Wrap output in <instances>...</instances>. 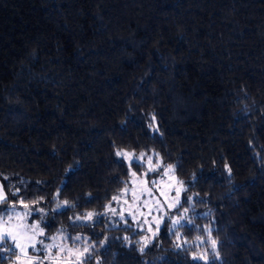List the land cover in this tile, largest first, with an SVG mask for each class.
Returning <instances> with one entry per match:
<instances>
[{"label": "trees", "instance_id": "1", "mask_svg": "<svg viewBox=\"0 0 264 264\" xmlns=\"http://www.w3.org/2000/svg\"><path fill=\"white\" fill-rule=\"evenodd\" d=\"M118 150L159 154L187 188L143 253L154 223L105 209L148 168ZM0 184L48 236L95 245L87 264H264V0H0Z\"/></svg>", "mask_w": 264, "mask_h": 264}, {"label": "snow or ice", "instance_id": "2", "mask_svg": "<svg viewBox=\"0 0 264 264\" xmlns=\"http://www.w3.org/2000/svg\"><path fill=\"white\" fill-rule=\"evenodd\" d=\"M156 117H152V121L155 122ZM150 128H153L155 131H159V128L154 125V123H151L149 125ZM115 155L117 157H121L124 160H128L129 166L133 163L137 164L138 166H143L140 164V161L145 157V153H140L139 156H136L134 153L131 152H125L123 150H118ZM157 161L154 164L153 163V158L151 156L147 157V172L144 173V176H147L148 172H157L158 174L160 173L161 169H163V175L170 177V179L175 180V184H169L167 187L174 189L175 191V196L170 198L167 203L169 208H178L181 206V194L183 192L187 191V188L185 187V182L182 180H179L178 178L175 177V171H176V166L169 164V165H164L162 159H159V154H157ZM231 174V169L225 166ZM131 175L135 177L137 174L136 172H132ZM141 184L144 185V187L141 189V192H147L149 195H151L152 189L148 187V181L147 180H142L140 181ZM153 184L156 182L153 181ZM176 185H179L178 187ZM4 185L0 184V204H6L8 202V195L4 191ZM129 189L127 187L122 189V194H127ZM17 192H19V189L16 190V192H13L12 195L16 196ZM161 195L167 196L168 193L163 191L161 189ZM59 196V192H57V197ZM132 196L134 200L139 199V197L136 195V191H132ZM189 200H191V197H188ZM120 196H113L111 197V201H119ZM25 208H28L29 205L25 204L23 200L19 201ZM38 202V201H37ZM155 205L157 207V210H160V201H156ZM69 201L65 200L62 201L61 203L57 204V209H60L61 207H70ZM13 208H15V205H12ZM105 209L107 212H111L113 215H120L121 219H123V213H117L116 209L112 208L111 202L105 205ZM35 210V209H32ZM40 211H43L41 209ZM189 209L184 208V215H180L174 219H171L167 226L168 230L173 233V235L176 236V247L181 248L184 246V244L187 243V241H184L182 239V236L179 233V229L184 226V221L186 220V214L188 213ZM151 212V209H149V213ZM106 213H99V212H94V211H89L84 213L82 216H77V220H82L85 223L88 222H93L96 217L105 215ZM131 214V213H130ZM28 213L26 212L23 217H19L21 220V223L16 224L13 228H9L6 225L8 224V221H4L2 217H0V224L5 225L4 227H0V251L3 252H9L12 253L13 256L16 258L17 264H19L21 260V256L26 257V261L24 264H33V257H30L28 255V248H36L37 244V237L44 235L43 229L40 228L39 222L33 223L31 225L24 223L23 221L26 219ZM133 215V219H135V215ZM9 220H11V216L9 217ZM147 222V221H145ZM127 223V221H125ZM153 223L155 225V230H153V227L150 225L147 231L151 233V235L145 236L142 238L141 241H138L137 243L140 245L139 246V251L143 253L145 249L151 244L152 240L156 237V235L159 233L160 230V225L161 223H164V217H159V218H153ZM188 223H191V221H188ZM206 232H208V238L207 241L205 240H200L199 237H197L198 240H200V243H209L210 250L212 252V259H218L219 258V252L217 251V241L211 237V228L205 229ZM53 239H55L53 237ZM76 241H79L81 239L80 236H77L75 238H72ZM107 238H105L106 240ZM124 240H128L129 237L125 236L123 237ZM10 240L12 243L11 245L7 244V241ZM105 241H101V244H103ZM39 243H43V241H39ZM14 245V247H13ZM52 247H55V245H46L45 250H49ZM95 247V245L88 244L87 246L83 247V249H73L69 248L67 249V252L70 254L71 257H73V264H87V261L91 259L92 257V250ZM15 249H19V254L16 253ZM58 251L64 252V248H59ZM192 259L194 261H204V264H209V255H208V250H205L204 252L201 253H193L192 254ZM97 264H99V261H97Z\"/></svg>", "mask_w": 264, "mask_h": 264}, {"label": "rangeland", "instance_id": "3", "mask_svg": "<svg viewBox=\"0 0 264 264\" xmlns=\"http://www.w3.org/2000/svg\"><path fill=\"white\" fill-rule=\"evenodd\" d=\"M136 156H139L135 154ZM153 158V163L155 164L157 161V158ZM140 163L147 165V158H143ZM148 176H144V174H141L139 176H135L133 178V184L132 187L129 189V193L126 195H123L119 201H116L115 204L112 206V208L116 209L117 213H123V217L125 216H131L133 217L135 215V220L139 222H143L144 219H148V223H153V218H155V214H153L154 210H157V207L155 205L156 201H160L163 199L162 202H166L175 196V191L172 188L167 187L169 184H175V180L170 179L168 176L162 177V179L158 176L156 178V183L152 187L151 183L153 181H149ZM142 180H147L148 187L152 189L151 195H149L147 192H141V189L144 187L143 184L140 183ZM155 181V180H154ZM160 183H159V182ZM177 187L179 185H176ZM161 189L168 193L167 196L161 195ZM136 191V195L139 197V199L134 200L132 196V191ZM20 205V206H19ZM18 206L15 205V208L11 206H2L0 204V217L3 218L4 221H8V224L6 225L9 228H13L16 224L21 223V220L19 217H23L24 214L27 212L28 215L26 219L23 221L24 223H27L29 225L33 223L39 222L40 228L43 229L44 235L37 237V244L36 248H28L34 252V254H29L30 257H33V262L40 261L42 264H73V257L70 256V254L67 252V249L73 248V249H79L75 248L73 246H67V243L65 242L64 238L55 236V239L52 238V236H48L47 232L42 224L41 219H38L34 217V210H32L31 207L25 208L22 204H19ZM161 208V207H160ZM149 209H151V212L149 213ZM131 213V214H130ZM152 215V217H150ZM11 216V220H9V217ZM120 216V215H119ZM5 225L0 224V227H4ZM39 241H43V243H39ZM46 245H55V247H52L49 250H45ZM14 247V245H13ZM59 248H64V252L58 251ZM18 254H19V249ZM42 253V254H40ZM26 257L21 256V260L23 262L26 261Z\"/></svg>", "mask_w": 264, "mask_h": 264}]
</instances>
